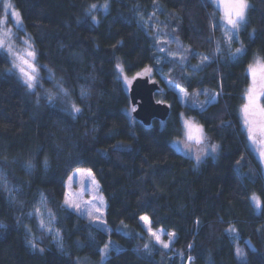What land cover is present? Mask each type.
<instances>
[{"label": "trees", "instance_id": "16d2710c", "mask_svg": "<svg viewBox=\"0 0 264 264\" xmlns=\"http://www.w3.org/2000/svg\"><path fill=\"white\" fill-rule=\"evenodd\" d=\"M104 1L13 0L39 61L80 111L45 99L36 104L0 52V264H78L83 255L97 260L110 240L104 264H264V177L246 147L239 113L248 67L264 55V0H249L240 30L244 52L237 56L225 42L222 13L212 0H108L96 23L88 7ZM153 11L164 33L180 42V56L157 59V33L139 19ZM120 61L129 75L150 66L159 78L163 69L188 91L186 102L160 79L164 88L155 97L171 106L170 115L144 124L117 76ZM183 115L213 134L220 144L217 158L196 166L173 147L172 139L183 135ZM79 167L91 168L100 181L110 233L64 205L66 180ZM254 193L261 197L260 213ZM40 202L59 241L41 226ZM122 222L133 226L132 235L117 230ZM149 227L159 229L154 232L170 249L150 239ZM234 233L245 260L236 256Z\"/></svg>", "mask_w": 264, "mask_h": 264}, {"label": "rangeland", "instance_id": "374dc122", "mask_svg": "<svg viewBox=\"0 0 264 264\" xmlns=\"http://www.w3.org/2000/svg\"><path fill=\"white\" fill-rule=\"evenodd\" d=\"M212 1L219 7L222 13V17H223L224 13H223V10L220 4L218 3V0H212ZM93 4H95L97 7L92 8L91 6ZM93 4H90L87 10V13L92 18L95 17L94 21L98 23L100 21L101 15H103L106 12L108 7L107 8L103 7V5L105 4V1L101 3H93ZM107 4L109 5L108 0H107ZM248 4L250 7L249 0H248ZM13 13H16L17 15H13ZM247 16H248V10L246 12V20H247ZM139 19L146 27H152L157 33V40H158V43H157L158 58L157 59L158 60H167L175 56H180V51H179L181 49L180 42H178L174 37L164 33L165 29L163 27L161 17L158 11H153L147 16H145L143 13H139ZM242 25L238 32H229L228 34H226L227 26L225 22L221 19V28H222L225 42L227 46L230 49H232L233 54L235 53V50L237 48L244 49V46L240 39V30L242 28ZM229 35L232 36V39L230 42L228 39ZM0 40L4 41V46L0 47V52L5 53L8 56L9 61H10V67L8 69V72L15 75L27 87V89L33 94V98L36 104H38L41 99H45L46 101L52 104L59 105L61 107H64L68 111L73 112L71 109V106L73 104L74 105L76 104L71 98L69 90L65 87L62 81L58 77H56V75L54 74L51 68H49L46 65H43L39 61L35 41L32 35L26 29L23 19L21 17V14L19 10L16 8L13 0H0ZM170 40L175 42L176 47H173L174 46L173 44H168ZM9 47L12 49V54L8 52ZM29 49L35 52V58L34 60H30V63L35 65L36 76H37V79L34 83V87L32 88H29L27 86L18 68L14 67V64L21 63L20 60L16 59V55L14 54H18L21 57L27 58L26 51ZM220 49H221L220 45L216 43V46H215L216 55L218 54ZM241 53L235 54V56ZM170 54H173V55H170ZM257 57L260 60V65H257L255 63ZM250 65H253L254 68L256 69L257 81L259 82V77L261 74V65H264V55H257L253 59V61L250 63ZM116 70H117V76L122 80L125 88L129 91L131 84L134 80V75H129L126 73L124 65L121 61L117 64ZM157 72L159 74V79H161L165 83V87L174 89L177 92L179 99L182 100V103H185L188 97V91L182 86L170 80L166 76L165 71H163V69L159 68ZM249 76H250V83L246 89L245 101L241 105L239 113L241 116L242 130L244 131L245 136H246V141H245L246 147L248 151L251 153L254 162L256 163L258 169L260 170V172L262 173L264 177V162H262L261 157H260V150L261 148H264V144H261L260 141L264 140V135H261L258 130L259 124L261 122L260 117L256 116L252 118L253 120L256 121L254 125V128L256 129V131L254 132V135L256 137V143H253L248 138L247 128L244 125L243 113L241 111L242 106L247 102L246 95H247L248 88L250 87V85H252V82H253V78L250 73H249ZM151 77H154L153 68H152ZM257 89L259 90L258 83H257ZM181 90H183V92ZM184 93H187V94L185 95ZM220 94H222L221 90L215 95V97L212 100L213 101L217 100ZM49 96H52L51 100H49ZM156 100L163 101V99L160 96L156 97ZM260 103L264 105L263 97H261ZM185 121L191 122V124L194 126L191 129L193 136L197 135L195 126L201 127L203 129V137H204L203 144L198 145L194 139L188 140L187 135H186V132L188 130L185 128ZM182 122H183V125H182L183 135L181 137H175L172 139L171 143L173 147L179 152H182L183 154L193 158L196 166H200L202 162L209 156L213 158H217L220 152V144L216 140V138L213 136V134L207 132L204 125L201 122H199L197 119H195L194 117L183 115ZM210 145L217 146L215 152L211 150V148L209 147ZM202 149H207V150L202 151ZM197 156L200 157L199 160H197ZM66 187H67V191H66L65 199L67 198L73 201L74 203L79 204L81 210L78 211L75 208L68 207L65 204V199H64V205L67 208L76 212L77 214L81 215L82 217L86 218L94 226L105 231L106 233H110L112 231V228L106 221V210H107V205H108L107 198L101 189V184H100L99 179L97 178L95 173L92 171V169L89 167H79L73 170L66 180ZM253 196L259 198L260 201H261V197L257 193H254L251 195V201L255 207V210L257 213H260L261 208H262V203H261V206L257 208L252 199ZM97 208L100 209L99 212L96 211ZM38 210H39L38 213H39L41 222H43V226H45L47 230L54 235L55 239L59 241L60 233L54 224V219L52 215L48 211H46L45 206L42 202L39 203ZM89 213H91V215H89ZM143 223L146 224L144 221ZM149 228H151L152 231L159 230L153 227H149ZM160 229H163V228H160ZM117 230L123 232L126 235H132L134 232L133 226L127 222H122L117 227ZM161 237H162V234L160 233V239L161 241H163ZM233 238L235 241V251L237 250V248H239L240 251L244 253L243 258H241L240 256L236 254L237 258L239 260H245L247 256H246L243 244L239 241V235L234 233ZM163 242L168 243V241L166 242L163 241ZM248 242L250 243L249 240ZM109 245L110 246H109V250L107 254L102 255L101 253V256L99 259L95 260L90 256L83 255L77 258L78 264H104L110 255V248L112 247V245H114V241L110 240ZM167 249H170V245Z\"/></svg>", "mask_w": 264, "mask_h": 264}, {"label": "snow or ice", "instance_id": "6c2138e0", "mask_svg": "<svg viewBox=\"0 0 264 264\" xmlns=\"http://www.w3.org/2000/svg\"><path fill=\"white\" fill-rule=\"evenodd\" d=\"M218 3L220 4L223 10V13H224L222 20L225 22L227 26L226 34H228L229 32H238L241 25L246 20V12L249 8L248 0H218ZM91 7L96 8L97 6L93 4ZM103 7L104 8L108 7L107 0H105V4L103 5ZM13 15H17V14L13 13ZM93 20H95V17H93ZM228 39L230 42L232 39V36L229 35ZM3 46H4V41L0 40V47H3ZM243 51H244L243 48H237L235 50L234 55L241 53ZM8 52L12 54V49L10 47L8 48ZM14 55H16V59L21 61L20 64H14V67L18 68L27 86L29 88L34 87V83L37 79L36 67L34 64L30 63V60H34L35 52L30 49L27 50L26 51L27 58L21 57L18 54H14ZM170 55H173V54H170ZM181 59H184V58L181 57ZM207 59L208 57H204V60H207ZM255 63L257 65H260V60L258 57L256 58ZM146 71L148 70L146 69ZM248 71L252 75L253 82H252V85H250V87L248 88L247 95H246L247 102L242 106L241 111L243 113L244 125L247 128L248 138L253 143H256V137L254 135V132L256 131V129L254 128V125L256 121L252 119L253 117H256V116L260 117L261 122L259 124L258 130L261 135H264V105L260 103L261 97H264V65H261V74L259 77V82L257 81L256 69L254 68L253 65H249ZM257 83L259 84V90L257 89ZM181 91L183 92V90ZM184 94L186 95L187 93H184ZM51 99H52V96H49V100ZM71 109L73 112L80 111V108L74 104L71 106ZM134 110L135 109H133V111ZM193 127L194 126L191 124V122L185 121V128L188 130L186 132L188 140L194 139L198 145L203 144V141H204L203 129L201 127L195 126L197 135L193 136L192 131H191ZM260 143L264 144V140H261ZM209 147L211 148L213 152L216 151V148H217L216 145H210ZM206 150L207 149H202V151H206ZM260 157H261L262 162H264V148H261L260 150ZM199 159L200 157L197 156V160ZM252 199L256 207L259 208L261 206L260 199L255 196H253ZM65 204L70 208H75L78 211L81 210L79 204H76L67 198L65 199ZM36 211L38 212L39 210L37 209ZM96 211L99 212L100 209L97 208ZM89 215H91V213H89ZM140 219L143 220L146 224H150V220L148 217L142 216ZM41 226H43V222H41ZM232 231H234V229ZM149 233L158 243H161L164 248L169 247L168 243H164L163 241H161L160 234L152 231L151 228H149ZM168 235L170 236V238L174 237L173 233H169ZM109 246H110L109 243H106L104 247L100 250L102 255L107 254L109 250ZM33 247H35L34 244H33ZM147 247L148 246L145 245V248ZM189 247H191V245ZM40 251H43V249H40ZM236 254L240 256L241 258L244 257V253L240 251L239 248H237Z\"/></svg>", "mask_w": 264, "mask_h": 264}, {"label": "water", "instance_id": "95a60500", "mask_svg": "<svg viewBox=\"0 0 264 264\" xmlns=\"http://www.w3.org/2000/svg\"><path fill=\"white\" fill-rule=\"evenodd\" d=\"M151 73V67L147 66L135 74L128 91L131 105L135 109L133 115L146 125H150L155 118L166 120L171 112L167 102L156 100L155 93L162 90L163 85L158 78H152Z\"/></svg>", "mask_w": 264, "mask_h": 264}, {"label": "crops", "instance_id": "0c3cea01", "mask_svg": "<svg viewBox=\"0 0 264 264\" xmlns=\"http://www.w3.org/2000/svg\"><path fill=\"white\" fill-rule=\"evenodd\" d=\"M180 101L182 102V100L180 99ZM184 104V103H183ZM151 237V236H150ZM150 239H152L154 242H156L157 244H159L154 238H150ZM159 245H161L162 246V244H159ZM163 247V246H162Z\"/></svg>", "mask_w": 264, "mask_h": 264}]
</instances>
